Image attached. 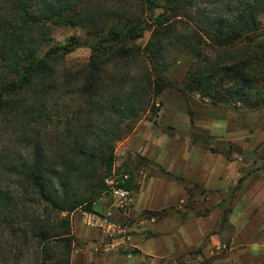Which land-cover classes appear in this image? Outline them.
<instances>
[{
	"label": "trees",
	"instance_id": "16d2710c",
	"mask_svg": "<svg viewBox=\"0 0 264 264\" xmlns=\"http://www.w3.org/2000/svg\"><path fill=\"white\" fill-rule=\"evenodd\" d=\"M263 15L264 0H0V264H71V216L95 213L116 144L158 115L167 89L264 107ZM54 27L87 34V64L60 68L80 41L55 45ZM172 57L189 62L182 86L167 76ZM61 92L79 107L50 155L48 127L60 126L49 109Z\"/></svg>",
	"mask_w": 264,
	"mask_h": 264
},
{
	"label": "crops",
	"instance_id": "0c3cea01",
	"mask_svg": "<svg viewBox=\"0 0 264 264\" xmlns=\"http://www.w3.org/2000/svg\"><path fill=\"white\" fill-rule=\"evenodd\" d=\"M187 98L166 90L156 121L142 120L125 140L141 164L133 203L122 210L105 195L95 213L79 211L71 264H169L190 249L212 264L264 263V155H253L264 120L257 109ZM228 145L231 155L219 148Z\"/></svg>",
	"mask_w": 264,
	"mask_h": 264
},
{
	"label": "rangeland",
	"instance_id": "374dc122",
	"mask_svg": "<svg viewBox=\"0 0 264 264\" xmlns=\"http://www.w3.org/2000/svg\"><path fill=\"white\" fill-rule=\"evenodd\" d=\"M161 14H162V11H159V10L154 11L153 14L151 13V15L153 16V19H157ZM262 22L264 26V15L262 16ZM154 24H155V21L150 20L149 25L154 26ZM151 37H152V32L148 31L145 37L142 40H139L137 44L139 46L145 47L147 43L149 42V40L151 39ZM73 38L78 39L80 41V44L73 53L65 57H62L59 60V63H60L59 66L64 71L75 69L77 67L83 66L84 64H87L92 56V47L89 44L90 40L88 39L87 34L85 32H83L80 29H75L71 27H54L52 41L55 45L60 46V47L69 46ZM169 63L171 64L170 70L167 74L169 80H171L173 83H176L177 85L182 86L183 82L185 81L187 77V73L189 71V62L186 59L172 57L169 60ZM137 70H138V67L137 68L135 67L134 71L136 72ZM169 89H175V88H169ZM66 90L67 89H64L63 92L65 93ZM175 90L181 92L180 89H175ZM63 92H61L57 96V97H60L58 108L54 107V105L51 103L52 106L49 109V115L56 117V124L60 126L59 131L55 130L53 128L54 126H51V124L48 127V134H49L50 139L47 141V144L49 148L51 149L49 151L50 155H55L56 153V147L51 143L55 142L56 139H59V135H61L64 131V127H62L61 124L63 125V123H65L68 117H72L74 111L77 110L79 107L78 106L79 104H77V101L75 99L72 100L71 98L66 96V94H64ZM161 97L162 95L159 98H155L158 110L159 109L161 110L162 105H163ZM187 97L186 98L188 100V103L191 101H192V104L193 103H210V101L203 99L199 94H189L187 95ZM171 104L179 113V117H180L179 122L181 124L186 123L189 120V117L187 115V111L185 110V106H184L185 104L179 101L177 103H171ZM174 104H178V105H174ZM228 107H230L231 109H234V111L249 110L248 108L240 104H237V103L232 104ZM257 111L259 113V119L264 120V107L257 109ZM156 118H157L156 113L155 114L147 113L142 118V120L148 119L151 121H156ZM61 139L63 140V136L61 137ZM125 140L126 139L116 144L115 164L112 170V174L109 175V178L113 176V172L115 171L117 180L120 183V185L124 189L130 191L133 195V192L125 187L128 181L123 180L124 179L123 177L125 174H129L132 177L131 175L132 173L133 178H134L133 179L134 183H137V176L139 175V172H138L139 170H137V168L138 167L140 168L141 164H140V160H138L137 157L134 156L136 154L130 152V150H128V147L124 145ZM228 147L230 148V152L223 149L222 146H220L219 148H221V151H224L225 153L227 152L231 155L232 152H234L233 151L234 147L233 145H228ZM215 149L216 148H214L213 150ZM216 150H218V148ZM243 155H251V154L245 153ZM253 155H264V142L260 144L258 150L255 151ZM10 185L12 188H15V189L17 188L16 185H14V183ZM2 187L4 189L7 187L6 183L3 180H2ZM105 195L113 199V197L109 193V189L105 193ZM77 214H79V211L71 216L72 226H73V221L76 220ZM199 252L200 250H197V249H192V250L190 249L188 252L180 251L179 256L169 264H212L210 260H199V257H197ZM71 261H72V257H71ZM147 264H149V261Z\"/></svg>",
	"mask_w": 264,
	"mask_h": 264
},
{
	"label": "built area",
	"instance_id": "2783aa9c",
	"mask_svg": "<svg viewBox=\"0 0 264 264\" xmlns=\"http://www.w3.org/2000/svg\"><path fill=\"white\" fill-rule=\"evenodd\" d=\"M125 181H129L131 176L125 174L123 177ZM106 185L109 189V193L113 197V200L122 210H127L133 203V195L130 191L124 189L117 180L115 171L113 176L106 180Z\"/></svg>",
	"mask_w": 264,
	"mask_h": 264
}]
</instances>
